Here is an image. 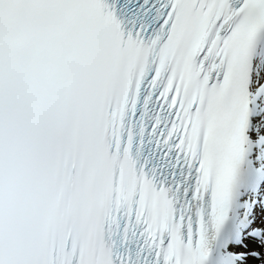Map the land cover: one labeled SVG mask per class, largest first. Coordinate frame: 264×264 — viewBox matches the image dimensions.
Returning a JSON list of instances; mask_svg holds the SVG:
<instances>
[{
  "label": "snow or ice",
  "instance_id": "6c2138e0",
  "mask_svg": "<svg viewBox=\"0 0 264 264\" xmlns=\"http://www.w3.org/2000/svg\"><path fill=\"white\" fill-rule=\"evenodd\" d=\"M0 264H264V0H0Z\"/></svg>",
  "mask_w": 264,
  "mask_h": 264
}]
</instances>
